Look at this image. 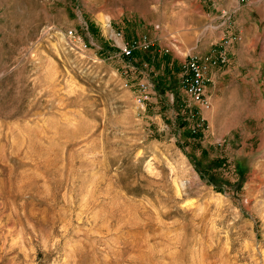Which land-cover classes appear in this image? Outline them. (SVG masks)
<instances>
[{
    "label": "rangeland",
    "instance_id": "rangeland-1",
    "mask_svg": "<svg viewBox=\"0 0 264 264\" xmlns=\"http://www.w3.org/2000/svg\"><path fill=\"white\" fill-rule=\"evenodd\" d=\"M0 264H264V0H0Z\"/></svg>",
    "mask_w": 264,
    "mask_h": 264
},
{
    "label": "built area",
    "instance_id": "built-area-1",
    "mask_svg": "<svg viewBox=\"0 0 264 264\" xmlns=\"http://www.w3.org/2000/svg\"><path fill=\"white\" fill-rule=\"evenodd\" d=\"M68 33L73 35L72 30H69ZM237 40V35L230 32L228 36L222 39L220 48L217 51H212L211 55L205 57L199 52H191L187 55L185 62L182 64L179 84L181 90L193 104L206 109L210 107V98L206 86L210 82L212 71L214 68L224 66L229 62V47ZM151 46L152 43L147 35H142L131 42L123 41L118 44L119 54L123 57L133 56L136 50L147 51ZM150 95L151 85L142 82L136 96L137 106L143 108Z\"/></svg>",
    "mask_w": 264,
    "mask_h": 264
},
{
    "label": "trees",
    "instance_id": "trees-1",
    "mask_svg": "<svg viewBox=\"0 0 264 264\" xmlns=\"http://www.w3.org/2000/svg\"><path fill=\"white\" fill-rule=\"evenodd\" d=\"M147 52H148V51L142 52V53H143L142 56L144 57V59H145V58H148V53H147Z\"/></svg>",
    "mask_w": 264,
    "mask_h": 264
},
{
    "label": "crops",
    "instance_id": "crops-1",
    "mask_svg": "<svg viewBox=\"0 0 264 264\" xmlns=\"http://www.w3.org/2000/svg\"><path fill=\"white\" fill-rule=\"evenodd\" d=\"M230 54L233 55V51H231Z\"/></svg>",
    "mask_w": 264,
    "mask_h": 264
},
{
    "label": "bare ground",
    "instance_id": "bare-ground-1",
    "mask_svg": "<svg viewBox=\"0 0 264 264\" xmlns=\"http://www.w3.org/2000/svg\"><path fill=\"white\" fill-rule=\"evenodd\" d=\"M108 21V20H107ZM107 24V23H106Z\"/></svg>",
    "mask_w": 264,
    "mask_h": 264
}]
</instances>
